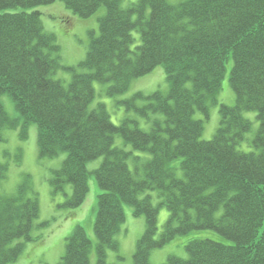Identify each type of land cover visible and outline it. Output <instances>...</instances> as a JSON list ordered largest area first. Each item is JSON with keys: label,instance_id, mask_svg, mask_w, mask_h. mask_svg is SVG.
I'll list each match as a JSON object with an SVG mask.
<instances>
[{"label": "trees", "instance_id": "1", "mask_svg": "<svg viewBox=\"0 0 264 264\" xmlns=\"http://www.w3.org/2000/svg\"><path fill=\"white\" fill-rule=\"evenodd\" d=\"M56 1L81 18L106 8L79 64L87 71L67 68L73 72L68 85L53 77L63 67L60 45L34 9ZM230 61L236 104L220 105L219 127L211 140H203ZM159 65L170 83L168 93L138 92L122 102L142 117L164 116L154 118L149 130L132 116L115 124L104 103L92 107L95 81L115 96ZM4 95L14 105L13 116ZM139 99L146 103L139 106ZM196 111L204 119L196 118ZM244 111L257 112L260 122L248 152L238 148L252 128ZM33 124L40 157L66 153L51 178L53 193L65 195L61 208L80 207L90 175L96 177L102 192L94 222L95 264H107L106 250L118 248L125 204L146 218L133 264H152V250L177 236L209 230L216 237L191 239L187 258L173 255L162 264H264V0H0V142L6 128L19 129L27 139ZM117 135L147 156L114 146ZM101 156L100 166L89 171L88 162ZM8 170L9 163L0 159V181ZM29 180L25 176L16 192L0 196V264L15 262L23 241H34L40 204ZM66 184L72 186L70 195ZM151 191L158 194L157 204ZM163 206L170 216L158 235ZM18 239L23 241L14 244ZM91 249L79 224L58 264H90Z\"/></svg>", "mask_w": 264, "mask_h": 264}, {"label": "rangeland", "instance_id": "2", "mask_svg": "<svg viewBox=\"0 0 264 264\" xmlns=\"http://www.w3.org/2000/svg\"><path fill=\"white\" fill-rule=\"evenodd\" d=\"M34 9L42 12V20L46 31L54 33L60 45L58 55L63 67L58 68L53 77L68 85L73 78V72L67 68H74L79 73L87 71L79 64L86 57L90 43L89 33L91 30L99 32V19L106 13V8L102 6L89 18H81L74 14L62 1L41 5ZM134 35L136 38L139 37L136 32ZM231 67L232 63L230 61L227 64L221 89L217 94L218 102L210 105L209 118L204 122L203 140H211L219 127L220 105L233 106L236 104V95L230 84ZM107 87L106 84L94 82L96 96L91 105L94 107L99 103H104L115 124H120L125 117L132 116L138 120L141 128L149 130L154 118H164L161 113L152 114L151 118L142 117L137 112L128 110L126 105L122 103L134 97L138 92H142L147 96L158 90L168 93L170 83L162 65L157 66L152 72L134 79L130 87L121 94L110 96L107 94ZM2 100L6 111L12 116L15 115L16 110L8 96H2ZM145 103V100H137L139 106ZM195 116L198 119H204V115L200 111H196ZM244 116L251 120L252 128L247 133L246 140L238 148L248 152L254 149L252 140L257 134L260 122L255 111H244ZM4 139L5 141L0 142V159L9 163V170L7 177L0 181V196H7L16 192L24 177L28 175L31 193L37 195L40 204V215L36 219L35 227L32 230L34 241L16 240L14 244L23 241L24 248L20 257L11 264H58L65 253L67 238L79 224L85 227L92 241L90 264H95L98 238L94 232V222L98 209V195L102 192L95 175L91 174L89 177V193L85 202L75 209H63L60 204L64 202L65 195L62 192L53 193L51 178L53 171L61 167L66 153H62L55 158L40 157L38 130L35 124L30 127L27 139L21 138L19 129L10 128L4 129ZM114 146L132 151L134 155L147 156L146 153L135 151L120 135L115 137ZM16 154L19 156V164L15 163ZM103 160L104 156H101L88 162V170L93 172ZM129 164L134 169L132 160L129 161ZM179 173H181L180 170ZM65 192L68 195L72 193L70 184H66ZM146 193H143L142 196ZM150 193L153 194L154 204H157L159 201L157 192L151 191ZM133 210L131 205H124L126 220L115 236L118 248L106 250L107 264H133V256L138 241L146 229L145 216H135ZM169 216V210L165 206L160 207L158 235L163 231ZM43 222H48V225L43 226ZM210 236L216 237V234L209 230L194 231L177 236L165 246L152 250L150 262L152 264H162L173 255L187 258L189 255L185 246L191 239Z\"/></svg>", "mask_w": 264, "mask_h": 264}]
</instances>
